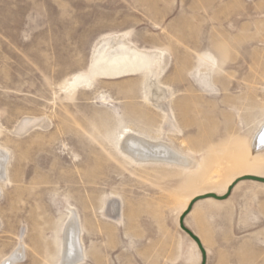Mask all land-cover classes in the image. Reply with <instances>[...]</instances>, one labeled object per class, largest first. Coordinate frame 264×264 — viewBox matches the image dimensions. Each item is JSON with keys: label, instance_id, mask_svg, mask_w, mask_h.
I'll return each instance as SVG.
<instances>
[{"label": "rangeland", "instance_id": "rangeland-1", "mask_svg": "<svg viewBox=\"0 0 264 264\" xmlns=\"http://www.w3.org/2000/svg\"><path fill=\"white\" fill-rule=\"evenodd\" d=\"M121 45L157 59L150 90L71 84ZM263 122L264 0H0V263L60 264L73 215L72 264H201L189 230L205 264H264L263 183L181 217L264 178ZM126 130L185 162L126 157Z\"/></svg>", "mask_w": 264, "mask_h": 264}, {"label": "bare ground", "instance_id": "bare-ground-1", "mask_svg": "<svg viewBox=\"0 0 264 264\" xmlns=\"http://www.w3.org/2000/svg\"><path fill=\"white\" fill-rule=\"evenodd\" d=\"M156 60H155L154 55H148V54H143L137 51L129 50L122 45L113 51H108L104 48L99 51L97 58L92 62L89 75H77L73 77V79L71 80L72 81L71 84L77 85L83 82H88L92 77L101 76V77H107V78H118L121 76L133 75V74L141 73L143 71H147L145 72V75L146 74L148 75V88H149L148 90H150L151 85H154L155 83V80H154L155 73L152 70H153V67L156 68V65H155ZM125 133L126 134L122 135V139L119 144L120 149L122 150L123 154L126 157L134 161H138V162L139 161H146V162H171L173 161V162H178V163L185 162L184 158H182L173 149H171L169 146H167L166 144L162 142L147 139L144 136L136 132H132L130 130H126ZM251 150L252 152L264 150V122L260 124L258 133L255 135L254 140L251 143ZM246 176L262 178V177L253 176V175H245V176L237 178L236 180L241 179ZM236 180H234L233 182H235ZM206 195H215V196L221 197L224 194L216 195L214 193H206V194L196 196L195 198L206 196ZM195 198H193L191 202ZM208 199H212V198H208ZM186 209L184 210V212L186 211ZM191 233L193 234V232ZM193 235L195 236V234ZM21 248L22 247H19L18 249L13 251L9 256L5 257L0 264H13L14 262L20 260L23 257V252H22L23 250ZM61 254H62V258H61L60 264H72L77 259L79 260V257L81 255V245L79 241L78 228H77L76 220L73 217V215L72 217H70L64 229L63 248H62Z\"/></svg>", "mask_w": 264, "mask_h": 264}, {"label": "water", "instance_id": "water-1", "mask_svg": "<svg viewBox=\"0 0 264 264\" xmlns=\"http://www.w3.org/2000/svg\"><path fill=\"white\" fill-rule=\"evenodd\" d=\"M241 180H249V181H255V182L264 183V179L263 178H257V177H248V176H246V177L241 178ZM239 181L240 180H236L235 182H233L231 184V186H229V188L227 189L226 193L223 196H221V197H218V196H215V195H209V196L214 198V199H217V200H225L229 196V194H230L231 190L233 189V187ZM195 200H196V198L189 204V206L187 207L186 211L182 214L181 217H183L184 215H186L190 211V209H191L192 205L194 204ZM180 227L183 228V225L181 224V221H180ZM188 234L194 240V242L197 244V247L199 248V250L202 253L201 264H205V255H204L203 248L201 247L199 240L191 232L188 231Z\"/></svg>", "mask_w": 264, "mask_h": 264}]
</instances>
